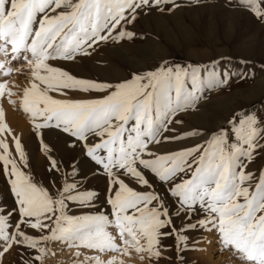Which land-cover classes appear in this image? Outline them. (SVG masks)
Here are the masks:
<instances>
[{"label": "snow or ice", "instance_id": "obj_1", "mask_svg": "<svg viewBox=\"0 0 264 264\" xmlns=\"http://www.w3.org/2000/svg\"><path fill=\"white\" fill-rule=\"evenodd\" d=\"M182 3L0 0V174L12 201H0V264H44L66 250L71 264H185L186 251L213 244L214 256L264 264V109L231 112L208 128L183 119L248 73L232 71L223 56L162 58L115 83L59 66L132 40L139 19L173 15ZM225 7L264 25V0H226ZM15 76L24 83H10ZM5 101L27 118L44 175L33 172ZM53 136L97 166L103 200L85 187L78 160L57 157L46 141ZM165 144L177 147L161 152Z\"/></svg>", "mask_w": 264, "mask_h": 264}, {"label": "rangeland", "instance_id": "obj_2", "mask_svg": "<svg viewBox=\"0 0 264 264\" xmlns=\"http://www.w3.org/2000/svg\"><path fill=\"white\" fill-rule=\"evenodd\" d=\"M225 3L226 0H199L198 4L195 0H183L182 7L173 15L153 14L139 19L132 29L136 33L132 40H125L120 45L110 44L103 47L91 59L59 66L71 68L74 74L85 78L115 83L129 77L134 70H150L152 66L158 65L162 58L180 63L186 61L206 63L223 56L230 58L228 67L232 71L238 74L246 72L248 77L243 80L237 77L229 87L213 91L209 101L202 103L199 111L183 116L186 124L191 127H215L223 123L231 112L240 109L249 111L264 109V69L261 67L264 65V25L245 11L230 10L225 7ZM242 59L249 63L240 64L239 61ZM9 79L10 83L13 80L17 84L24 83L23 78L19 76ZM12 110L14 113H10H13L17 120L12 129L21 135L26 145L32 170L37 176L44 175L46 164L39 151L38 141L30 133L27 118L20 111L13 108ZM46 141L55 145L57 157L66 165L73 159L78 160L79 171L88 177L85 187L98 191L103 200L106 180L103 175H93L97 166L82 155L79 149L76 151L66 149L63 141L57 140L54 136L46 137ZM9 145L15 155L10 138ZM176 147L175 144H165L161 146L160 151L174 150ZM0 201H6L8 204L12 202L2 174ZM97 203L99 206V202ZM72 212L80 214V210L75 207ZM190 235L198 238L199 235L207 234ZM201 247L205 250L184 253L185 264H239L227 252L214 256L215 244ZM14 259V256L7 258ZM125 259L127 264H139L138 260ZM44 264H71L69 252L67 250L58 252L55 257L49 255L45 258ZM160 264L166 262L161 261Z\"/></svg>", "mask_w": 264, "mask_h": 264}, {"label": "bare ground", "instance_id": "obj_3", "mask_svg": "<svg viewBox=\"0 0 264 264\" xmlns=\"http://www.w3.org/2000/svg\"><path fill=\"white\" fill-rule=\"evenodd\" d=\"M229 27V26H228ZM4 108H5V111H6V119H7V122L9 123V125L12 127V126H15V120L16 118L13 117V110H12V106L8 105L7 102L5 101L4 104H3ZM9 108V109H8ZM11 108V109H10ZM12 110V111H11ZM10 112H13V113H10ZM17 121V120H16ZM17 123V122H16ZM19 123V122H18ZM17 125V124H16ZM18 126V125H17ZM22 127V126H21ZM28 127V126H27ZM15 128V127H14ZM17 129V128H16ZM20 130V129H19ZM25 130V129H24ZM17 131V130H16ZM26 132V131H24ZM16 133V132H15Z\"/></svg>", "mask_w": 264, "mask_h": 264}]
</instances>
